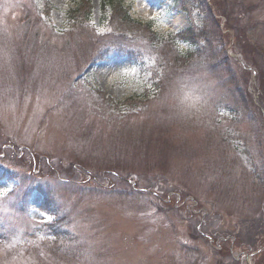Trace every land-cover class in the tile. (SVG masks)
<instances>
[{"label": "rangeland", "instance_id": "rangeland-1", "mask_svg": "<svg viewBox=\"0 0 264 264\" xmlns=\"http://www.w3.org/2000/svg\"><path fill=\"white\" fill-rule=\"evenodd\" d=\"M120 1L0 0V264H264V0Z\"/></svg>", "mask_w": 264, "mask_h": 264}, {"label": "trees", "instance_id": "trees-1", "mask_svg": "<svg viewBox=\"0 0 264 264\" xmlns=\"http://www.w3.org/2000/svg\"><path fill=\"white\" fill-rule=\"evenodd\" d=\"M82 3L80 5H78V7L76 9H74L73 11L70 12L69 14V22L72 23L73 27L80 25L82 23L81 18L82 17H86V20L90 18L91 16V2L90 0H81ZM100 5H101V11L105 13H107L109 20L111 21L112 24H115V22H117V25H119V29H118V33H119V37L121 36H125L128 35V33H133L136 30H130L133 26H137V28H141L142 31H144L147 34H151L152 36H154L157 40L161 41L162 44L164 45V47L168 48V49H172L173 51H175V53L177 55L178 52L176 50L177 46L179 43L181 42H190L191 44L193 43L194 45H198V44H202V42H205V34L209 31L210 27L209 24L212 25L215 20H211L210 22L207 21L206 22V29L202 30V31H198L195 28L191 27V29H188L184 32H182L181 34L178 35H170L167 38H162V37H158V35L153 32L152 23H143L141 21H137V20H132L129 17V10L125 9L123 6V2L120 0H100ZM209 12L212 13L211 9L209 8ZM133 25V26H132ZM117 37V38H119ZM103 42H105V44L107 43H111L109 42V40H105L104 38H100ZM98 38V41L100 40ZM112 41V40H111ZM114 45L113 44H109V46L107 47L106 50H100V54L101 57L103 59H99V60H107V58L110 56L112 57V55L115 53L114 52ZM108 50V51H107ZM107 51V52H105ZM123 51V52H122ZM122 54H126L132 58L134 57H138L139 56H134L133 54H131L130 52L125 53L124 50H121ZM105 58V59H104ZM241 245H244L243 243H241ZM231 251V250H230ZM229 251V253H230Z\"/></svg>", "mask_w": 264, "mask_h": 264}, {"label": "bare ground", "instance_id": "bare-ground-1", "mask_svg": "<svg viewBox=\"0 0 264 264\" xmlns=\"http://www.w3.org/2000/svg\"><path fill=\"white\" fill-rule=\"evenodd\" d=\"M151 14V12L150 11H148V13L146 14L147 15V17H149V15Z\"/></svg>", "mask_w": 264, "mask_h": 264}]
</instances>
